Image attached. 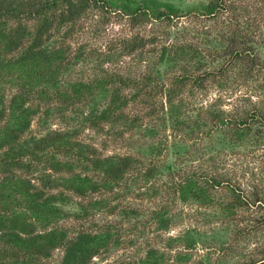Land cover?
I'll list each match as a JSON object with an SVG mask.
<instances>
[{
    "label": "rangeland",
    "instance_id": "rangeland-1",
    "mask_svg": "<svg viewBox=\"0 0 264 264\" xmlns=\"http://www.w3.org/2000/svg\"><path fill=\"white\" fill-rule=\"evenodd\" d=\"M213 1L109 0V8L90 1L75 20L61 19L66 8L60 7L51 18L52 36L47 44L63 47L73 56L64 77L69 87L90 84L97 77L113 73L136 78L148 68L172 76L180 71H171L170 58L184 64L191 62L190 56L179 53L175 46L198 48L206 56L205 68L223 66L226 77L207 83L204 90H191L192 94V88L186 90L183 99L190 104L186 113L191 125L201 119L210 124L213 116L220 113L229 119H242L248 111L258 109L264 115V51L259 52L260 63L254 73L226 59L211 60V64L208 59L221 51L233 35L264 39V0H224V12L204 16ZM136 4L167 14L174 10L179 18L156 20L152 14L150 20H144L143 16L135 19L126 15V7ZM40 25L41 21L33 23V30ZM132 47L137 51L132 53ZM164 47L171 48L172 53L167 51L162 57ZM133 93L126 91L125 95ZM77 108L54 107L49 115L33 120L30 134L39 138L52 131L75 132L99 156H131L144 164L148 162L154 153L151 127L155 123L151 126L148 120L134 126L122 122L93 129L84 120L90 110ZM128 112L142 115L145 111L140 113L137 107H130ZM258 125L237 141L230 130L207 138L199 136L198 131H181L177 141H187L189 137V155L187 151L172 150L169 162L172 167L185 168L178 164L191 158L186 169H200L224 178L235 184L249 203L257 199L264 203V125ZM163 127L171 134L170 124ZM46 172L53 180L52 191L68 195L66 201L56 203L67 218L38 232L43 235L57 229L70 234L87 229L96 252L76 264H249L264 258V205L237 206L230 214L223 208L232 205L236 196L227 187L216 190L214 200L207 206L178 199L169 202L172 174L163 172L151 180L133 179L129 190L118 196L103 190L89 191L87 198H80L68 193L66 185L80 175L82 179L91 177L90 173L78 165L60 174ZM161 207L164 209L155 219V211ZM4 235L0 233V245L6 239ZM65 256V248H56L42 256L38 264H68Z\"/></svg>",
    "mask_w": 264,
    "mask_h": 264
},
{
    "label": "trees",
    "instance_id": "trees-1",
    "mask_svg": "<svg viewBox=\"0 0 264 264\" xmlns=\"http://www.w3.org/2000/svg\"><path fill=\"white\" fill-rule=\"evenodd\" d=\"M90 1L106 8L111 6L109 0H0V233H5L6 237L0 245V264H38L42 256L62 247L66 250L67 263L76 264L96 252L87 229L80 228L70 234L57 229L43 235L38 232L67 218L56 203L66 201L68 195L52 191L53 180L47 170L60 174L63 169L78 165L90 173L91 177L82 179L80 175L66 185L68 193L80 198H87L89 191L102 193L103 190L118 196L129 190L135 178L151 180L157 174L170 172L169 202L178 199L207 206L214 200L216 190L227 187L236 196L232 205L223 208L230 214L237 206L264 205L260 199L249 203L240 196L238 187L224 178L200 169H186L192 163L191 158L178 164L185 168L172 167L169 162L172 150L185 153L190 149L189 137L187 141H177L181 131H198L199 136L207 138L230 130L237 141L247 136L253 127H259V123L264 125V115L258 109L248 111L242 119H229L220 113L213 116L210 124L201 119L191 125L186 113L190 104L183 99L186 90L192 88L189 93L192 94L191 90H204L207 83L226 77L223 66L205 68L206 56L198 48L175 46L179 53L189 55L191 62L184 64L170 58L171 71H180L172 76L148 68L136 78L113 73L97 77L90 84L73 87L66 84L64 77L73 56L63 47L53 48L47 44L52 36L51 18L60 7H65L60 18L75 20L86 11ZM126 8V15L135 19L143 16L144 20H150L152 14L156 20L179 18L174 10L167 14L138 4ZM225 10L224 0H214L204 16L214 17ZM37 21H41V25L33 30L32 24ZM227 43L214 56H208L209 63L226 59L231 65L242 64L254 73L260 63L259 52L264 51V39L255 41L251 37L233 35ZM171 50L164 47L162 57L167 51L172 53ZM136 51L132 47L131 52ZM126 91L134 93L128 97ZM99 95L104 97L99 99ZM58 106L90 110L84 120L89 121L93 129L122 122L139 126L150 120L148 124L155 123L151 125L154 153L144 164L131 156H99L93 146L82 142L75 132L52 131L39 138L32 136L33 120L49 115ZM130 107L145 112L142 115L127 113ZM167 124L171 126V134L163 127ZM173 138L175 140L170 141ZM37 174L40 176L36 178ZM162 209L155 211V219ZM8 260L12 262L7 263ZM249 264H264V258Z\"/></svg>",
    "mask_w": 264,
    "mask_h": 264
}]
</instances>
